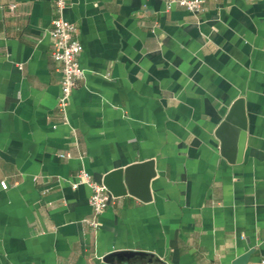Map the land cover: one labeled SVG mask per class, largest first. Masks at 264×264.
I'll return each mask as SVG.
<instances>
[{
  "label": "crops",
  "instance_id": "obj_1",
  "mask_svg": "<svg viewBox=\"0 0 264 264\" xmlns=\"http://www.w3.org/2000/svg\"><path fill=\"white\" fill-rule=\"evenodd\" d=\"M64 15L84 70L67 120L54 0H0V264H234L249 250L247 264H261L264 0H204L199 14L70 0ZM238 98L247 137L231 162L216 129ZM147 160L152 198L119 196L88 226L79 170L103 182Z\"/></svg>",
  "mask_w": 264,
  "mask_h": 264
},
{
  "label": "built area",
  "instance_id": "obj_2",
  "mask_svg": "<svg viewBox=\"0 0 264 264\" xmlns=\"http://www.w3.org/2000/svg\"><path fill=\"white\" fill-rule=\"evenodd\" d=\"M69 2L70 0H54L56 16L52 21L50 31L52 57L60 64L62 73V94L58 102V109L66 120L72 94L84 77V70L80 63L82 44L78 37L79 27L78 24L67 20L64 15ZM167 3L168 8L177 5L195 14H199L204 8V0H167ZM15 6V4L10 5L11 9H14ZM61 156L68 157L70 153H62ZM77 176L79 183L89 185L92 190L90 195L92 215L86 219V224L96 229L100 226V216L117 202L118 197L114 196L102 182L96 181L87 170H79ZM1 186L4 189L8 188V182L1 181ZM261 264H264V253Z\"/></svg>",
  "mask_w": 264,
  "mask_h": 264
},
{
  "label": "water",
  "instance_id": "obj_3",
  "mask_svg": "<svg viewBox=\"0 0 264 264\" xmlns=\"http://www.w3.org/2000/svg\"><path fill=\"white\" fill-rule=\"evenodd\" d=\"M247 123L245 100L238 98L216 129V135L222 143V155L231 162L243 159ZM155 175L154 160H147L111 170L104 175L102 183L116 197L130 194L148 201L152 198L150 184ZM253 251L238 256L234 264H247ZM115 256L119 255L110 254L107 258Z\"/></svg>",
  "mask_w": 264,
  "mask_h": 264
}]
</instances>
